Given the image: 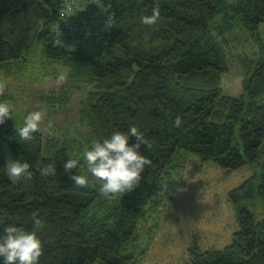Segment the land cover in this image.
<instances>
[{
  "label": "trees",
  "instance_id": "1",
  "mask_svg": "<svg viewBox=\"0 0 264 264\" xmlns=\"http://www.w3.org/2000/svg\"><path fill=\"white\" fill-rule=\"evenodd\" d=\"M157 3L160 19L143 25L141 17ZM83 4L92 12L83 13ZM262 23L264 0H0V73L67 76L68 89L45 99L64 106L73 95L67 90L85 89L79 117L86 130L75 138H45L39 131L21 141L16 127L22 126L11 118L0 125V235L9 225L31 231L35 212L44 223L37 232L39 264H139L140 225L163 182L195 157L231 171L257 167L229 192L239 225L232 242L191 248L186 264H264ZM241 36L244 43L253 38L259 52H235L245 47L236 45ZM233 61L244 70L238 96L221 85ZM4 100H10L6 92ZM130 126L144 133L149 146L139 152L153 166H145L132 191L109 200L87 172L83 153ZM6 146L12 159L30 164L31 180L8 176ZM69 158L79 163L66 173ZM52 162L56 176L42 177L39 169ZM73 174L89 186H76Z\"/></svg>",
  "mask_w": 264,
  "mask_h": 264
},
{
  "label": "rangeland",
  "instance_id": "2",
  "mask_svg": "<svg viewBox=\"0 0 264 264\" xmlns=\"http://www.w3.org/2000/svg\"><path fill=\"white\" fill-rule=\"evenodd\" d=\"M84 6L79 5L83 13L92 12L89 7L87 11V5ZM258 33L264 41V23L260 25ZM242 39L243 36L236 45L245 47L236 46L235 52H259V46L253 38L246 43ZM236 61L231 62L221 83L223 92L234 96L243 92L245 78L242 65ZM58 77L53 74H32L26 78L13 74L8 77L0 73V80L7 81L4 92L14 105L11 119L17 126H23L27 114L41 111L45 114L40 125L45 138L50 136L47 128L49 121L53 125L51 134L56 137H82L86 130L81 125L79 109L85 89L78 90L72 86L67 90L73 94L67 105L59 106L56 103L51 106L46 99L54 91L66 90L68 88L64 87L71 84L67 76L63 82L58 83ZM5 149L8 161L12 157L8 146ZM256 167L247 165L231 171L213 162L203 163L195 157L189 158V161L172 173V177L163 182L168 183V191L161 188L154 208L140 225L139 244L144 251L139 264H186L191 248H223L231 243L239 225L229 200V192L253 175ZM87 172L90 173L88 169Z\"/></svg>",
  "mask_w": 264,
  "mask_h": 264
},
{
  "label": "clouds",
  "instance_id": "3",
  "mask_svg": "<svg viewBox=\"0 0 264 264\" xmlns=\"http://www.w3.org/2000/svg\"><path fill=\"white\" fill-rule=\"evenodd\" d=\"M160 7L157 3L152 9L151 15L141 17L143 25L152 26L160 19ZM61 74L58 83L65 80ZM7 81L0 80V96L3 95ZM14 105L10 100L0 102V125L6 119L13 118ZM41 111H32L24 117L22 127H16L17 136L21 141L32 140L33 134L41 131L40 125L44 118ZM183 121L181 117H176L174 126L181 127ZM52 122L49 121L47 128L51 134ZM135 138V143L129 145V139ZM141 145L149 146L144 133L139 131L136 126H130L126 132L115 131L109 138L102 142L93 141L91 149L86 148L83 159L87 169L96 181L100 183L99 191L101 195L109 200L122 197L126 192L132 191L141 181V173L145 166H153V161L141 155L139 149ZM79 159L69 158L63 168L66 173L75 170ZM7 174L15 180H31L33 172L30 171V164L27 161L8 159L6 162ZM42 177L56 176L55 163H48L39 169ZM78 187L89 186V181L85 176L73 174L69 177ZM162 189L168 191V183L161 185ZM182 191V189H178ZM33 228L31 231L23 227L9 225L4 227L3 234L0 235V257L3 264H39V259L43 254L42 242L37 232L44 227L42 218H38L37 213H32Z\"/></svg>",
  "mask_w": 264,
  "mask_h": 264
},
{
  "label": "built area",
  "instance_id": "4",
  "mask_svg": "<svg viewBox=\"0 0 264 264\" xmlns=\"http://www.w3.org/2000/svg\"><path fill=\"white\" fill-rule=\"evenodd\" d=\"M94 18V17H93ZM94 19H98V20H100V18H98V17H96V18H94ZM103 21V20H102ZM102 21H99L100 23L102 22ZM95 39H96V37H95ZM97 40V39H96ZM86 44H87V46H88V48L89 49H92L93 48V46L95 45V43L92 41V40H88V42H85Z\"/></svg>",
  "mask_w": 264,
  "mask_h": 264
}]
</instances>
